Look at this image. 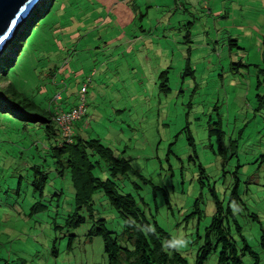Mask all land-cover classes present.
Wrapping results in <instances>:
<instances>
[{
	"label": "rangeland",
	"instance_id": "374dc122",
	"mask_svg": "<svg viewBox=\"0 0 264 264\" xmlns=\"http://www.w3.org/2000/svg\"><path fill=\"white\" fill-rule=\"evenodd\" d=\"M50 2L42 0L19 29L16 40L40 15L0 88L11 83L13 99L27 97L55 114L77 107L86 84L88 117L73 129L100 139L149 180L132 174L136 186L127 178L118 186L136 197L188 263H195L215 213L214 187L264 264V117L256 111L257 96H264V83L258 87L264 79V0H55L44 14ZM123 3L140 11L138 25L116 22L112 6ZM16 40L0 61L15 56ZM189 50L194 76L185 70ZM165 71L167 94L160 89ZM210 131L217 133L210 138ZM44 136L38 125L0 109V264H108L103 240L88 235L97 220L115 233L124 221L99 192L90 203L94 219L83 208L85 223L66 227L75 190L68 173L61 178L56 172L47 150L54 142ZM105 165L94 171L101 181L110 179ZM33 166L48 173L43 198ZM237 196L238 203L232 201ZM36 205L45 212L33 216ZM232 234L241 241L234 225ZM218 254L206 264H217ZM244 264L255 260L246 257Z\"/></svg>",
	"mask_w": 264,
	"mask_h": 264
},
{
	"label": "trees",
	"instance_id": "16d2710c",
	"mask_svg": "<svg viewBox=\"0 0 264 264\" xmlns=\"http://www.w3.org/2000/svg\"><path fill=\"white\" fill-rule=\"evenodd\" d=\"M53 2H55V0H51L50 5H48L44 14L50 13L49 8L53 7ZM121 5L129 11H133L129 6L124 5V3ZM39 16L40 15L34 16L31 19L28 32L13 43L14 46L15 44L17 45L14 48L15 56H7L0 61L1 83L6 81L4 78L9 69L17 64L19 56L32 33V28L39 22ZM142 18L143 15L141 16V19ZM193 24L194 22H190L189 26L191 27ZM190 33L191 32H188L186 36L189 44H191ZM190 56L191 50L188 51V58L186 61L187 69L185 70H190L194 76V71L191 69ZM63 71H61V73ZM260 73L264 77V69H262ZM168 74V71L161 74L164 83L161 84L160 89H162V92L165 94L170 90ZM187 74L188 73H185V76H187ZM258 82L259 87L264 83V79L263 81L259 80ZM83 87L86 88L84 97L87 98V85L85 84ZM13 90V85L11 83H9L7 88H0V101L5 103V105L0 108L2 112H11L22 121L31 125H38L45 135V140L54 142V144H51L47 150L48 153H50L49 157L54 161L53 163L56 166V172L61 178H65L66 173L70 175L75 190V211L73 216L66 220V227L73 226L74 228L85 223V218L79 216V212L83 208H86L91 214V219H94V213L90 203L93 202V197L96 193L102 192L124 221L121 233H115L106 227L105 220H97L96 223H98V227L91 230L88 235L90 239L98 237L103 240L105 245L104 252L108 259V264H189L187 259L178 251L171 236L162 229L158 223H154L146 217V214L140 208L136 197L133 194L124 193L121 191L122 188H119L118 183L121 178H127L129 184H134L135 186L136 183L131 181L130 176L133 174V176L142 178L137 171L134 172L132 170L128 160L118 159L113 150L105 146L100 139H92L89 135V138L81 134L77 135L73 127L77 125L78 122L73 124L72 127V141L65 140L61 133L56 129V119L61 112L52 114L50 110H46L41 104L33 102L27 97H22L18 100L13 99V97H15L14 93L16 92ZM7 94L12 95L8 97ZM257 98L259 103L256 111L259 113L262 112L264 117V96H257ZM87 114L81 119V121L87 117ZM40 124L44 127L40 126ZM217 126L218 128H221V121ZM210 133H212L210 134L211 138L215 136L214 134L217 133V131H210ZM219 134L223 136L219 138V142L222 145L224 134L221 132ZM189 137L191 141L190 144L193 146V137L191 134ZM37 148L38 152H40V148ZM232 154L233 152L231 155ZM102 163L104 165L106 164L105 166L109 173L110 179L107 181H101L94 175V171L97 168H100ZM37 167L38 166H33L32 168L40 173L41 178H37L39 183H36L35 181L34 186L35 189H39L38 191L43 198L44 189L47 186L48 173H41L39 170L40 168ZM201 171L202 173H205L203 168H201ZM142 179L146 183L149 182V180H146L145 178ZM201 185L204 186L203 183H201ZM154 189L159 188L154 187ZM210 191L215 200V213L209 226L205 229L204 240L199 248L194 264H206L210 257L218 251L217 264H244V259L246 257H251L255 260V264H260L259 255L253 250L242 235V227L235 217L233 210L231 208H224V205L219 200L214 187H211ZM234 193L235 190L233 194ZM164 201L169 206L171 205L166 192L164 193ZM232 201L238 203L239 197H235ZM42 207L45 206L40 202L38 210H42ZM35 209H37V205L32 209L33 216L45 212L36 211ZM47 210L48 206H46V211ZM232 225H234L237 228V232L240 233L242 238L241 241L235 239L233 236ZM199 239H201V237H199Z\"/></svg>",
	"mask_w": 264,
	"mask_h": 264
},
{
	"label": "water",
	"instance_id": "95a60500",
	"mask_svg": "<svg viewBox=\"0 0 264 264\" xmlns=\"http://www.w3.org/2000/svg\"><path fill=\"white\" fill-rule=\"evenodd\" d=\"M39 1L0 0V59L5 53H2L4 47L11 40L15 29L27 18L32 16ZM18 34L15 35V40Z\"/></svg>",
	"mask_w": 264,
	"mask_h": 264
},
{
	"label": "built area",
	"instance_id": "2783aa9c",
	"mask_svg": "<svg viewBox=\"0 0 264 264\" xmlns=\"http://www.w3.org/2000/svg\"><path fill=\"white\" fill-rule=\"evenodd\" d=\"M85 89H83V93H85ZM83 104H81L77 109L72 110L69 113L61 114L56 119V125L58 126L62 137L65 140L72 141L73 137V124L80 121L86 115V107H85V97L82 95Z\"/></svg>",
	"mask_w": 264,
	"mask_h": 264
},
{
	"label": "crops",
	"instance_id": "0c3cea01",
	"mask_svg": "<svg viewBox=\"0 0 264 264\" xmlns=\"http://www.w3.org/2000/svg\"><path fill=\"white\" fill-rule=\"evenodd\" d=\"M113 12H114V14L116 15V17H117V20H116V22L118 23V24H120V25H122L123 27H127V26H132V25H134V24H136V25H138L139 23H137L136 22V20H134V18L136 17V16H138V14L140 13V11L139 12H131V11H129L127 8H124L123 7V5H118V7H113L112 6V9H111ZM136 10V9H135ZM159 24L160 25H162V23H161V21H159ZM142 27V26H141ZM166 59H167V56L165 55V62H166ZM70 109H72V107L71 108H69L68 110H70ZM68 110H63V111H61V112H67ZM88 112V111H87ZM97 115V112H95V116ZM87 117H88V114H87ZM95 119L96 120H100L99 118H97V116L95 117ZM93 120V119H92ZM75 127H77L78 128V126L77 125H75ZM75 132H76V134L77 135H80V133L78 134L77 133V130L75 129L74 130ZM90 136V135H89ZM91 138V137H90ZM93 138H95L94 136H92V139ZM95 139H98V138H95ZM106 143V142H105ZM107 144V143H106Z\"/></svg>",
	"mask_w": 264,
	"mask_h": 264
},
{
	"label": "bare ground",
	"instance_id": "6f19581e",
	"mask_svg": "<svg viewBox=\"0 0 264 264\" xmlns=\"http://www.w3.org/2000/svg\"><path fill=\"white\" fill-rule=\"evenodd\" d=\"M41 1H42V0H40V1L38 2V4H39ZM38 4H37V6H38ZM35 9H37V7H36ZM29 18H30V17H29ZM29 18H27L24 22H22V23L19 25V27H17V28L15 29L14 34H13V36L11 37V40L6 44V46L4 47L2 53L6 51L8 45L11 44L10 42L13 41L15 35H17V34L19 33V31H20L19 29L22 28V26L25 25V23L29 20ZM15 32H16L17 34H16ZM0 55H1V54H0ZM81 104H83L82 98H81L80 103H79V105H78L77 107H73L70 111H67V112H61L59 115L64 114V113H69V112H71L72 110L77 109ZM84 104H85V107H86V110H87L86 101L84 102ZM59 115H58V116H59Z\"/></svg>",
	"mask_w": 264,
	"mask_h": 264
},
{
	"label": "clouds",
	"instance_id": "9594fccd",
	"mask_svg": "<svg viewBox=\"0 0 264 264\" xmlns=\"http://www.w3.org/2000/svg\"><path fill=\"white\" fill-rule=\"evenodd\" d=\"M10 45H11V44H10ZM83 88H85V87H83ZM83 88H82V90H81V96L84 95V93H83ZM81 98H82V97H81ZM85 101H86V98H85ZM86 102H87V101H86ZM87 111H88V110H86V114H87ZM85 116H86V115H85ZM85 116H84V117H85ZM80 121H81V120H80ZM78 122H79V121H78Z\"/></svg>",
	"mask_w": 264,
	"mask_h": 264
}]
</instances>
